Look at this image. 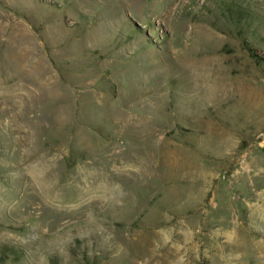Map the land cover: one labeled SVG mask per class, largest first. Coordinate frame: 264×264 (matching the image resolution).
<instances>
[{"label": "rangeland", "instance_id": "374dc122", "mask_svg": "<svg viewBox=\"0 0 264 264\" xmlns=\"http://www.w3.org/2000/svg\"><path fill=\"white\" fill-rule=\"evenodd\" d=\"M0 264H264V0H0Z\"/></svg>", "mask_w": 264, "mask_h": 264}, {"label": "bare ground", "instance_id": "6f19581e", "mask_svg": "<svg viewBox=\"0 0 264 264\" xmlns=\"http://www.w3.org/2000/svg\"><path fill=\"white\" fill-rule=\"evenodd\" d=\"M107 186H108V185H107ZM112 190H113V189H112V188H110V189H109V192H111ZM105 192H106V191H105Z\"/></svg>", "mask_w": 264, "mask_h": 264}]
</instances>
